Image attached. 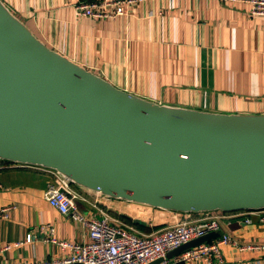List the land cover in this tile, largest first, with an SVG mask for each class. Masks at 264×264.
Listing matches in <instances>:
<instances>
[{"label": "water", "instance_id": "1", "mask_svg": "<svg viewBox=\"0 0 264 264\" xmlns=\"http://www.w3.org/2000/svg\"><path fill=\"white\" fill-rule=\"evenodd\" d=\"M0 161L110 200L180 212L264 210V115L129 94L37 39L0 0ZM219 230L167 253L172 259ZM161 259L149 264H158Z\"/></svg>", "mask_w": 264, "mask_h": 264}, {"label": "crops", "instance_id": "2", "mask_svg": "<svg viewBox=\"0 0 264 264\" xmlns=\"http://www.w3.org/2000/svg\"><path fill=\"white\" fill-rule=\"evenodd\" d=\"M1 1L47 47L129 94L209 113L264 115V18L252 17L240 5L144 0L125 16L96 20L76 13V5L88 0ZM4 165L0 163V209L13 208L8 219L0 220V264L67 257L68 251L45 241L48 235L39 231L45 225L54 228L59 241L89 242L86 228L44 200L43 192L54 180L50 173ZM72 190L85 206L83 215L101 218L104 212L113 224L139 235L155 233L188 215L194 222L205 219L200 213L108 201L75 185ZM262 216L264 210L223 213L220 236L228 235L239 245L264 244ZM219 251L220 258L211 263L186 264H264V250L224 245Z\"/></svg>", "mask_w": 264, "mask_h": 264}, {"label": "built area", "instance_id": "3", "mask_svg": "<svg viewBox=\"0 0 264 264\" xmlns=\"http://www.w3.org/2000/svg\"><path fill=\"white\" fill-rule=\"evenodd\" d=\"M144 0H88L76 5V13L82 18L96 20L114 19L122 17L137 8ZM223 5H240L254 17L264 18V0H217ZM3 168H29L20 164H6ZM34 168V167H31ZM40 169V168H38ZM50 173L54 180L48 183L43 192L44 200L61 215L68 217L86 228L89 242L77 244L59 241L54 237L51 225L41 226L39 231L47 234L45 241L56 244L69 252L64 258L37 261L34 264H149L161 259L158 264H170L167 253L218 231V219L221 212H204L202 222H194L188 215L184 220L174 222L169 226L150 235H139L127 227L113 224L111 217L104 212L101 218L89 217L81 214L75 205L78 195L72 190V183L62 175L41 169ZM2 186L0 184V190ZM108 201H117L110 200ZM13 207L0 209V220L8 219ZM264 222V216L260 218ZM249 222V220H246ZM231 245L240 250H264V244L239 245L228 235H222L210 242L199 244L178 256L179 261L195 262L203 260L211 263L214 257L220 258V247ZM9 247L3 248L8 250Z\"/></svg>", "mask_w": 264, "mask_h": 264}, {"label": "trees", "instance_id": "4", "mask_svg": "<svg viewBox=\"0 0 264 264\" xmlns=\"http://www.w3.org/2000/svg\"><path fill=\"white\" fill-rule=\"evenodd\" d=\"M0 163L10 164V163L5 162V161H0ZM72 186H74V185L72 184ZM235 213H239V212H235ZM111 215H113L114 217H117L119 220H121L124 223H130V221L125 216L116 215L115 213H111ZM134 225H136L137 227H140V225L138 223H135Z\"/></svg>", "mask_w": 264, "mask_h": 264}, {"label": "rangeland", "instance_id": "5", "mask_svg": "<svg viewBox=\"0 0 264 264\" xmlns=\"http://www.w3.org/2000/svg\"><path fill=\"white\" fill-rule=\"evenodd\" d=\"M75 205H76V207H77V210L80 212V213H84V211H83V208H85V206H82V204H81V202H79V199H75ZM124 211H126V212H128V210H124ZM143 212V211H142ZM138 216H140V217H142V215H140V214H138Z\"/></svg>", "mask_w": 264, "mask_h": 264}]
</instances>
